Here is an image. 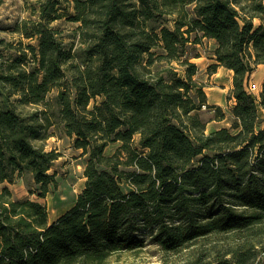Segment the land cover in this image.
<instances>
[{
    "label": "trees",
    "instance_id": "trees-1",
    "mask_svg": "<svg viewBox=\"0 0 264 264\" xmlns=\"http://www.w3.org/2000/svg\"><path fill=\"white\" fill-rule=\"evenodd\" d=\"M32 16L14 28L29 43L0 40V187L29 178L45 198L53 136L75 138L85 185L52 224L47 206L0 188V264H112L151 248L160 264H259L264 83L259 96L247 83L264 65V0H37ZM64 18L77 44L54 26ZM204 39L213 68L233 72L236 133H207L200 116L191 59Z\"/></svg>",
    "mask_w": 264,
    "mask_h": 264
},
{
    "label": "rangeland",
    "instance_id": "rangeland-1",
    "mask_svg": "<svg viewBox=\"0 0 264 264\" xmlns=\"http://www.w3.org/2000/svg\"><path fill=\"white\" fill-rule=\"evenodd\" d=\"M37 0H4L0 5V40L6 43L19 45L21 41L29 43L30 41L20 37L15 32L16 24L24 19L35 18L32 16V10L36 6ZM257 24L260 21H256ZM59 29L66 43H78L76 35L79 23L71 22L64 18L54 23ZM32 44L37 45V41ZM214 43L204 39L203 45H198L194 49V54H200L199 58L193 57L192 62L199 67V72L194 76V80L203 87L207 95V106L200 111V116L207 123V133L214 132L221 128L233 129L235 117L233 108L236 100L231 96L233 88V72L224 68H213L217 64L215 57L212 55ZM257 69L250 75L247 83V89L251 93L259 96L264 83V72ZM0 103L6 107V99L0 91ZM261 118V127H264V111L259 108ZM236 133V130H232ZM75 138L67 136H53L47 140V149L56 150L60 153V158L56 161L51 172L57 173V186L50 188L49 194L45 197H39L37 192L38 186L29 178H19L15 183H4L0 188L8 187L15 199H31L38 201L47 206L49 211V222L52 224L64 213L69 211L74 205L77 196L81 193L85 185L84 169L87 163V157L83 151L76 149ZM121 147V143L111 144L106 154L111 155ZM257 263L264 264V256L260 255ZM112 264H160L156 249L151 248L148 253H142L139 257H122L113 259Z\"/></svg>",
    "mask_w": 264,
    "mask_h": 264
},
{
    "label": "crops",
    "instance_id": "crops-1",
    "mask_svg": "<svg viewBox=\"0 0 264 264\" xmlns=\"http://www.w3.org/2000/svg\"><path fill=\"white\" fill-rule=\"evenodd\" d=\"M258 67H259L258 69H260L262 72H264V65L263 64L259 65Z\"/></svg>",
    "mask_w": 264,
    "mask_h": 264
},
{
    "label": "built area",
    "instance_id": "built-area-1",
    "mask_svg": "<svg viewBox=\"0 0 264 264\" xmlns=\"http://www.w3.org/2000/svg\"><path fill=\"white\" fill-rule=\"evenodd\" d=\"M204 108H206V105H203Z\"/></svg>",
    "mask_w": 264,
    "mask_h": 264
}]
</instances>
